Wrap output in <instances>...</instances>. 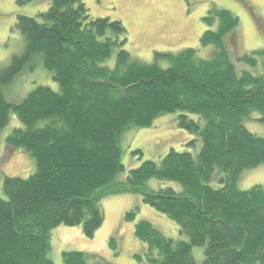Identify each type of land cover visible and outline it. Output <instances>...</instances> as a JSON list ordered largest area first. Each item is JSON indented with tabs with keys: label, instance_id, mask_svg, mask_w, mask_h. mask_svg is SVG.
I'll use <instances>...</instances> for the list:
<instances>
[{
	"label": "trees",
	"instance_id": "1",
	"mask_svg": "<svg viewBox=\"0 0 264 264\" xmlns=\"http://www.w3.org/2000/svg\"><path fill=\"white\" fill-rule=\"evenodd\" d=\"M202 22L208 29L199 44L210 49L208 58L183 49L155 53L147 64L124 50L127 31L119 21L90 18L81 0H49L36 17H17L23 50L0 68V131L14 116L21 127L6 137V146L27 153L35 171L26 179L2 180L0 264H53L48 253L55 228L80 226L90 239L103 224L100 202L128 194L140 196L179 234L177 241L167 239L126 213L145 246L138 262L197 264L193 249H201L198 264H264V190L237 188L243 171L264 165V138L244 126L251 114L264 126V75L235 69L236 63L255 67L264 50L234 62L225 37L238 18L210 9ZM38 63L58 90L39 86L20 103H9L5 88ZM174 113L177 127L193 137L185 147L199 145L197 155L170 150L158 163L145 161L125 172L124 133ZM150 180L180 189L152 190ZM61 259L102 263L79 251H64Z\"/></svg>",
	"mask_w": 264,
	"mask_h": 264
},
{
	"label": "rangeland",
	"instance_id": "2",
	"mask_svg": "<svg viewBox=\"0 0 264 264\" xmlns=\"http://www.w3.org/2000/svg\"><path fill=\"white\" fill-rule=\"evenodd\" d=\"M92 19L108 18L119 21L127 31L124 46L131 57L141 62L154 63L155 53H177L183 49H195L197 54L208 58L210 49L200 47L199 39L208 28L202 22L210 9L226 10L238 18L239 25L225 37V46L234 62L244 54L264 50V0H81ZM49 7V0H0V68L6 67L12 58L22 53L23 42L16 28L18 16L36 17ZM214 29V27H212ZM114 57L107 66H114ZM255 67L235 64V69L251 75H264V56H255ZM157 63L165 66L163 62ZM39 86L57 91V84L41 63L32 71H23L4 90L9 103L17 104ZM178 114L157 118L151 127L131 129L121 140V162L125 172L139 167L145 161L158 163L170 150L197 155L199 145L194 149L185 147L193 139L177 127ZM257 114H251L244 122L245 128L257 137L264 138V126L256 122ZM21 124L14 116L0 131V198L4 177L26 179L35 171L30 156L21 150H8L5 139ZM140 152L136 154L135 152ZM135 153V154H133ZM125 175L121 178L123 179ZM152 190L171 187L178 191V185L150 180ZM254 186L264 190V165L243 171L237 181V188L246 191ZM99 208L103 224L92 238L83 236L81 227L59 226L50 234L48 258L53 264H62L64 251H79L98 256L101 264H145L135 259L145 253V246L134 236V223L125 219V214L135 213V221H147L165 238L177 241L176 226L150 206L143 204L138 195H116L104 198ZM113 238V247L109 241ZM198 263L202 260L201 249H193Z\"/></svg>",
	"mask_w": 264,
	"mask_h": 264
}]
</instances>
